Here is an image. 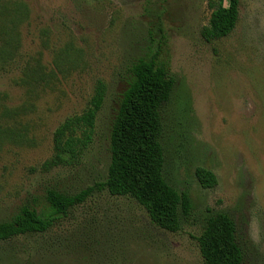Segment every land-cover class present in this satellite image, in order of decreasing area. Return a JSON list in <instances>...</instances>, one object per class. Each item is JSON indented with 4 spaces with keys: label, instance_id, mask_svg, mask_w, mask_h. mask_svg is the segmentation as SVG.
Here are the masks:
<instances>
[{
    "label": "rangeland",
    "instance_id": "rangeland-1",
    "mask_svg": "<svg viewBox=\"0 0 264 264\" xmlns=\"http://www.w3.org/2000/svg\"><path fill=\"white\" fill-rule=\"evenodd\" d=\"M20 1L28 18L12 61L0 62V220L23 204L40 210L49 189L75 194L104 180L130 68L150 57L174 80L162 176L192 208L171 233L134 200L98 189L47 232L0 242V264H203L194 237L216 212L234 222L240 264H264V0H241L233 32L211 43L200 36L208 0ZM97 80L106 92L91 143L43 169L54 129L85 109ZM199 166L213 188L199 185Z\"/></svg>",
    "mask_w": 264,
    "mask_h": 264
},
{
    "label": "trees",
    "instance_id": "trees-1",
    "mask_svg": "<svg viewBox=\"0 0 264 264\" xmlns=\"http://www.w3.org/2000/svg\"><path fill=\"white\" fill-rule=\"evenodd\" d=\"M241 0H208L207 25L200 36L211 43L228 37L236 27ZM28 7L20 0H0V62L9 65L19 38V26L28 18ZM39 80L43 78L38 76ZM174 80L165 64L155 57L139 59L130 68V79L122 92L109 129L110 160L102 182L75 194L61 190L46 191L40 210L23 204L8 219L0 220V242L23 235L47 232L69 210L82 205L95 190H105L114 197L134 200L146 211L159 229L177 232L181 219L191 212V200L178 192L162 176L163 150L161 111L167 104ZM106 87L97 80L85 109L66 117L52 134L53 154L44 162L49 170L76 159L92 141L97 113L104 102ZM194 175L202 188H213L216 177L197 167ZM203 264H240L243 251L236 240L233 220L224 212L209 215L199 235L195 236ZM2 255V254H0Z\"/></svg>",
    "mask_w": 264,
    "mask_h": 264
}]
</instances>
